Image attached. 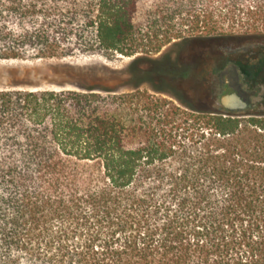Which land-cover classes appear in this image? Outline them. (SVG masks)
Segmentation results:
<instances>
[{
	"label": "trees",
	"instance_id": "16d2710c",
	"mask_svg": "<svg viewBox=\"0 0 264 264\" xmlns=\"http://www.w3.org/2000/svg\"><path fill=\"white\" fill-rule=\"evenodd\" d=\"M224 23L264 0H0V62L133 58L0 74V264H264V111L180 89Z\"/></svg>",
	"mask_w": 264,
	"mask_h": 264
},
{
	"label": "rangeland",
	"instance_id": "374dc122",
	"mask_svg": "<svg viewBox=\"0 0 264 264\" xmlns=\"http://www.w3.org/2000/svg\"><path fill=\"white\" fill-rule=\"evenodd\" d=\"M216 6V2H213ZM260 27L255 29H247L246 27H229L224 23L218 31L217 37H212L213 43L209 44L210 39H200L191 41L184 50L181 51L182 65L185 68L186 75L184 80L180 83V88L185 94V99L188 105L196 111H215L220 110L218 102L217 88L215 94H209V78L210 75H216L227 64H232L236 67L240 75L244 79H249L250 82L246 84V89L257 90L260 92L253 97L252 102L256 104L255 109L264 111V49H257L258 46L247 51L239 52L233 56H227L229 52L234 51L238 47L259 45L264 46V30ZM226 43L227 53L220 49L219 45ZM233 43L235 47H228ZM168 50L164 48L160 53L152 55V59L158 60L161 53ZM237 52V51H234ZM171 54V53H170ZM139 57V56H137ZM133 58H124L120 56L106 57L99 59L86 58H71V59H50L41 61H5L0 62V74L4 72H12L14 75L18 73H28L30 71L38 70L46 73L48 67L69 66L73 72L82 70L86 73H99L102 78V85L107 88H114L107 78L112 70L124 71L126 65ZM144 68H153V64L143 63ZM85 69V70H84ZM19 76V75H18ZM45 84V81L43 83ZM3 85L0 84V87ZM43 86V85H42ZM44 87V86H43ZM145 88V87H142ZM189 92L194 94V99L189 100ZM220 107V108H219Z\"/></svg>",
	"mask_w": 264,
	"mask_h": 264
},
{
	"label": "flooded vegetation",
	"instance_id": "af4514ba",
	"mask_svg": "<svg viewBox=\"0 0 264 264\" xmlns=\"http://www.w3.org/2000/svg\"><path fill=\"white\" fill-rule=\"evenodd\" d=\"M213 42H209V44H212ZM253 46H258L256 47L257 49H264V46H259V45H249V46H242V47H238L236 48L234 51H237V52H229L227 53L226 51H224L226 48V43H223L221 45H219L220 49H222L225 54L227 53L228 55L227 56H233L235 54H237L239 52V50H242L240 52H244V51H247L248 49L250 48H253ZM230 48L232 47H235L233 43H230L229 46ZM237 76H240L241 77V81L240 83L236 86L234 85L235 87H237L238 89H240V91H242L243 93L247 94L248 95V99H249V102L252 103V99L253 97H255L256 94H258L260 92L259 89L257 90H248L246 89V84H248L250 82L249 79H244L242 75H240V73L238 72V70L236 69L235 66H233L232 64H227L224 66V68H222L218 73H216V85H217V94H218V99L221 95L225 94V93H229L232 91V88H230L228 86V84H232V81L235 79V77ZM229 82L228 84L226 82ZM208 86H209V89H212L213 88V82L210 80L208 82ZM256 106V105H255ZM249 111V110H248Z\"/></svg>",
	"mask_w": 264,
	"mask_h": 264
},
{
	"label": "water",
	"instance_id": "95a60500",
	"mask_svg": "<svg viewBox=\"0 0 264 264\" xmlns=\"http://www.w3.org/2000/svg\"><path fill=\"white\" fill-rule=\"evenodd\" d=\"M240 81H241V77L237 75L235 79L232 81V84H228L229 82L227 81L226 83L230 88H232V91L221 95L218 99L221 110L228 114H232V115L241 114V113L245 114L248 110H253L255 108L256 104L253 102L252 103L249 102L248 95L243 93L242 91H240V89L234 86V85L237 86L240 83Z\"/></svg>",
	"mask_w": 264,
	"mask_h": 264
}]
</instances>
